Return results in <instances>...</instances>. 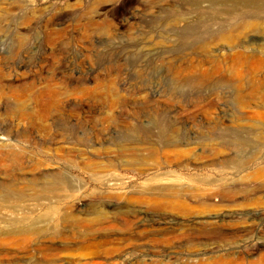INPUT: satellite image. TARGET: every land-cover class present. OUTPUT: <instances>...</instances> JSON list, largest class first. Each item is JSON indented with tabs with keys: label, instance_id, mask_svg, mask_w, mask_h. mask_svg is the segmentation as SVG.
<instances>
[{
	"label": "rangeland",
	"instance_id": "rangeland-1",
	"mask_svg": "<svg viewBox=\"0 0 264 264\" xmlns=\"http://www.w3.org/2000/svg\"><path fill=\"white\" fill-rule=\"evenodd\" d=\"M0 38V264L264 256V0H0Z\"/></svg>",
	"mask_w": 264,
	"mask_h": 264
},
{
	"label": "bare ground",
	"instance_id": "bare-ground-1",
	"mask_svg": "<svg viewBox=\"0 0 264 264\" xmlns=\"http://www.w3.org/2000/svg\"><path fill=\"white\" fill-rule=\"evenodd\" d=\"M255 17H248L246 18V21H245V28H251L253 26H255V22H257L255 19ZM7 21L8 23L10 24V29H11V25L14 21V19L11 17V14H10V11H7ZM257 26V25H256ZM21 36H25L24 34H21ZM2 41V39L0 38V42ZM245 62H248V63H252V64H255L256 67H261L264 65V59H256L254 57L252 58H249V57H245ZM236 62V61H235ZM259 84L261 83H256L255 84V89H258V86ZM80 93L82 94H87V93H90L89 90H84V91H81ZM36 93H33L31 94V96L35 95ZM40 97L39 94H36L35 95V98L36 100H38ZM43 97V96H42ZM51 102L45 106V108H42L43 110H22L20 112V115H21V119L22 120H25L27 118H39L40 122L43 124L45 122H47V120L49 119V116L51 114V111L53 109V106L55 105L54 101L55 99L53 98V96L51 95ZM263 103V102H262ZM38 120V121H39ZM236 121H240V120H236ZM33 135V134H32ZM35 138V137H33ZM79 139L76 138L75 141H71V144H74V145H77L76 142H78ZM79 144V143H78ZM156 142H154L153 140H145L143 142H133L131 141L130 143L128 144H122V143H118L117 146H118V150H117V153L121 156H136V152L137 151H140V150H143V149H147L149 151H154L155 150V147H156ZM80 145V144H79ZM145 145H149V146H145ZM80 146H85L87 148H93V145L92 146H89L88 144H85V143H81ZM180 146L179 143L177 142H173L171 144L168 145V147H178ZM173 152V150H172ZM176 152V151H175ZM152 155L154 154L153 152H151ZM171 153V152H170ZM180 153V152H179ZM174 155V154H173ZM177 156V155H176ZM173 157V156H172ZM170 157V158H172ZM91 160V159H90ZM93 162H95V160H93ZM246 167H244V165H241L236 173L237 175H240L242 174L246 169ZM249 178L251 179H264V169L263 170H259L257 171L256 173L254 174H251L249 176ZM29 185V184H28ZM44 185V184H43ZM43 189H47V186H42ZM154 195H157L159 197H162V198H166L167 200V204L169 207H171L172 209H181L183 212H185L187 209L185 208V205H184V200L187 198L188 199V196L190 195H187V194H184V193H181V192H177L176 190H162V191H155V192H152ZM209 198V197H208ZM192 199V198H191ZM214 199V198H213ZM224 199V198H222ZM205 200V199H204ZM214 202H212L211 200H208V201H203V205H206V206H209V207H213L215 204H213ZM233 205H229L228 207H232ZM79 207V206H78ZM99 212V211H98ZM185 215V214H184ZM108 217V216H107ZM198 218H206V219H220L221 222L224 221V216L222 218V216H215V215H207L206 217L205 216H202V217H198ZM206 221V220H204ZM218 222V221H217ZM103 223V222H102ZM4 241L3 239H0V244H2ZM5 244V242L3 243ZM261 244V243H260ZM108 246V245H107ZM109 251V250H107ZM106 251V252H107ZM109 253V252H108ZM231 261V260H230ZM216 264H231L230 262H217ZM239 264V263H238ZM250 264H264V256L260 259V260H256V261H252Z\"/></svg>",
	"mask_w": 264,
	"mask_h": 264
}]
</instances>
